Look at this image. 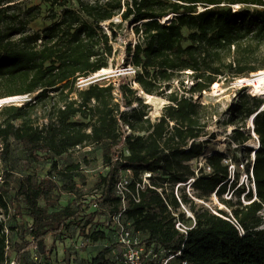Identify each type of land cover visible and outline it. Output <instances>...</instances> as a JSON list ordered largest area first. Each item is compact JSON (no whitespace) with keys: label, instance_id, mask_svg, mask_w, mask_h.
I'll use <instances>...</instances> for the list:
<instances>
[{"label":"trees","instance_id":"obj_1","mask_svg":"<svg viewBox=\"0 0 264 264\" xmlns=\"http://www.w3.org/2000/svg\"><path fill=\"white\" fill-rule=\"evenodd\" d=\"M41 19L49 24L33 29ZM127 26L137 37L125 47L128 63L136 68L135 82L145 93L167 100L154 119L150 105L125 76L116 86L78 84L110 66L114 43L125 37ZM260 70L264 0H0V98L33 95L21 105L0 107V208L7 214L14 208L31 218L23 226L11 224L9 218L8 235L0 220V264H37L31 258L33 245L39 247L44 264L54 243L50 238L70 236L75 228L84 231L80 227L85 216L86 224L91 222L95 213L87 214V205L97 201L118 209L114 189L126 170L133 173V189L145 171L153 176L152 186L139 190V201H131L125 219L147 243L182 250L173 263L186 259L191 264H264V98L243 94L227 121L240 124L230 140L248 159L251 148L245 144L252 135L243 128L254 116L260 141L251 170L255 191L238 185L239 169L231 182L227 153L209 155L198 176L190 163L210 142L200 139L215 137L210 126L216 113L194 94L210 90L220 77L243 78ZM183 74L195 81L189 89L180 79ZM94 145L101 149L105 171L94 174L93 199L86 203L85 181H76L82 165L61 168L59 158ZM23 159H44L52 168L45 175L19 171L12 192L9 180ZM193 177L198 199L209 201L214 194L225 207L198 205L186 191L178 195L176 186ZM231 188L232 197L225 198ZM64 193L74 198L62 205ZM182 204L195 216L186 235L176 228L174 215ZM179 217L190 220L185 211H179ZM86 236L91 244L110 243L79 264L118 263L111 233L100 225ZM12 245L15 256L9 259L7 247Z\"/></svg>","mask_w":264,"mask_h":264},{"label":"rangeland","instance_id":"obj_2","mask_svg":"<svg viewBox=\"0 0 264 264\" xmlns=\"http://www.w3.org/2000/svg\"><path fill=\"white\" fill-rule=\"evenodd\" d=\"M30 3H38L40 0H27ZM235 8H238L235 6ZM119 20V18H116ZM48 21L38 20L35 22L32 27L33 29H42L44 26L48 25ZM125 37H118L117 41L114 43L115 46V55L111 60L110 66L108 70L94 73L88 77L81 78L78 81L80 86H85L91 82H99L102 84H109L113 83L115 86L118 85L119 77L125 76L128 83H130L134 88L138 89V94L144 99L146 103L150 105V115L154 119L159 116L162 112L164 105L167 103V100L163 97L157 95H151L150 99L145 97V93L142 92L141 87L138 83L135 82V74L136 68L132 66L130 63V58L126 56L125 47L128 42L134 43L137 39L131 27L127 26ZM255 73L250 74L247 77L243 78H250ZM180 79L184 80V85L189 89L194 84V79L190 74H183ZM219 87L216 90L211 86L210 90H205L203 92L195 93L194 98L202 103H207L212 105L213 110L215 111L216 115L213 118L212 124L210 126L211 133H215V137H204L200 140L209 139L210 142L207 145L206 151L199 157H194L190 163L192 167L195 169L196 174L201 173V167L204 166L206 162V158L211 155L212 153L216 152H224L227 153V160L229 163V168L231 170V182L234 179V172L238 169L240 170V177L238 180V185L244 183L246 185L251 186L255 191V186L252 179V166L254 163L255 153L254 150L256 149V143L259 146V138L254 133L253 128L250 124V119L247 120L246 127L244 130H247L251 133L252 138L245 144L246 146L251 148L250 156L247 159L246 154L243 151L237 150V144L235 142H231L230 137L232 134L233 129L236 125L240 124H233L230 125L227 123L230 117V112L236 106L239 99L243 94L252 96H259L264 98L263 92H257L255 88L246 83L242 82L241 78L236 79H225L220 77ZM175 85L182 86L179 81L175 82ZM246 86V88H244ZM218 92V93H217ZM116 95L117 92L115 91ZM262 93V94H261ZM33 95H15V96H8L4 98H0V107L6 104H17L21 105L25 101L30 100ZM126 109V108H125ZM250 162V171H247V164ZM68 163H80L82 168L80 170V176L76 177V181L83 185L85 181V191L88 193L85 196L86 203H89L91 199H93L91 187L94 185L95 177L94 174L97 172L105 171L102 163V153L99 146H87V147H78L59 158V165L61 168H64ZM3 164L0 162V175L3 170ZM52 168L51 164L47 162V160L41 159L38 162L29 161L28 159H23L20 162L18 172L9 180L8 187L13 192L14 187L16 186V177L19 171H34L37 170L40 175H45L50 169ZM178 195H181L183 191H186L189 196L195 199L198 205L204 204L208 207L214 209L217 207H225L224 204L220 202L216 195H212L209 201H204L198 199L196 197V190L193 188L192 183L187 181L186 183H180L176 186L175 189ZM233 189L231 188L225 194V198L232 197ZM98 196V195H97ZM96 196V197H97ZM235 198V196H233ZM74 196L69 193H64L60 196L59 202L62 205L67 204L70 202ZM242 200L244 199V194L241 196ZM237 200V198H235ZM179 211H185L186 218H190L186 224L190 225L193 222V218L191 215L194 216V213L191 211L189 205L183 204ZM85 212L95 213L90 223L86 224L87 216L83 219V224L80 228L84 227L85 230L79 232V228H75L74 234L70 236H61L58 238H50V241H54L53 247L50 248L49 258L44 260V264H79V261L82 258H90L98 251V249L106 243H110L107 240L100 241L98 243H90L87 240L86 233L88 231H92V229L97 228L101 225L100 222V211H95L94 206H88L85 208ZM16 213V215H14ZM261 216L264 221V209L261 211ZM195 217V216H194ZM31 218L27 215L26 212L23 214L18 215L17 211L12 208L11 210V217L10 223L16 226H23L24 224H29ZM86 224V225H85ZM85 225V226H84ZM264 227V224L263 226ZM82 228V229H84ZM19 236H15L14 241H17ZM15 256L14 245L8 249V258H13ZM176 263V262H175ZM173 263V264H175Z\"/></svg>","mask_w":264,"mask_h":264},{"label":"built area","instance_id":"obj_3","mask_svg":"<svg viewBox=\"0 0 264 264\" xmlns=\"http://www.w3.org/2000/svg\"><path fill=\"white\" fill-rule=\"evenodd\" d=\"M128 152V151H127ZM228 163V160L225 159ZM207 171H210V167H207ZM252 174V172H251ZM199 173H197V176ZM153 173L145 171L141 175V180L136 182L135 189L131 187L133 173L130 170L121 172L120 177L115 185V193L120 199V205L118 209L112 210V206H102L99 202L94 203V207L102 209L103 213L100 216L101 226L106 232H109L113 236V243L117 245L114 253L118 260L117 264H173L175 260L182 254V250L172 252L166 247L156 243H147L141 232L136 231L131 223L125 219V212L129 207L132 200L139 201V190L144 189L146 186L151 185V177ZM195 177L189 180L193 183ZM179 185V184H178ZM183 205V204H182ZM10 213L7 214L2 208H0V220L3 222V232L9 234L8 221ZM176 219V228L183 234H187L188 230L195 225V217L192 224H186V221L179 217V212L174 211ZM9 243V241H7ZM9 249V246L7 247ZM31 258L37 264H41L43 261V254L37 245L32 246ZM8 264V263H7ZM9 264H15L12 260ZM178 264H191L186 259H180Z\"/></svg>","mask_w":264,"mask_h":264},{"label":"bare ground","instance_id":"obj_4","mask_svg":"<svg viewBox=\"0 0 264 264\" xmlns=\"http://www.w3.org/2000/svg\"><path fill=\"white\" fill-rule=\"evenodd\" d=\"M236 7H238V5H236ZM239 8V7H238ZM169 16L165 17L164 20H166ZM108 70V68H102L101 70H99L98 72H95L96 74L99 73V72H103V71H106ZM241 81L242 82H246L250 85H252L255 90L259 93V92H263L264 93V70H260L258 72H256L252 77L250 78H241ZM212 87L215 89V93H216V90L218 89L219 87V82H215L213 83ZM143 93H145L144 91H142ZM218 93V92H217ZM262 94V93H261ZM145 97L147 99H150L151 98V94H148V93H145L144 94ZM252 117L250 119V124H251V127L253 126L254 123H252ZM255 133V132H254ZM256 134V133H255ZM260 143V141H259ZM258 147V143H256V148Z\"/></svg>","mask_w":264,"mask_h":264},{"label":"water","instance_id":"obj_5","mask_svg":"<svg viewBox=\"0 0 264 264\" xmlns=\"http://www.w3.org/2000/svg\"><path fill=\"white\" fill-rule=\"evenodd\" d=\"M253 118H254V116L252 117V120H253ZM252 123H253V121H252ZM252 128H253V130H254V124H253Z\"/></svg>","mask_w":264,"mask_h":264}]
</instances>
